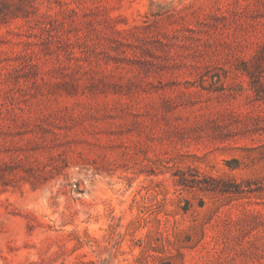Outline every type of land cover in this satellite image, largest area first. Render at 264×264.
<instances>
[{
  "label": "rangeland",
  "instance_id": "374dc122",
  "mask_svg": "<svg viewBox=\"0 0 264 264\" xmlns=\"http://www.w3.org/2000/svg\"><path fill=\"white\" fill-rule=\"evenodd\" d=\"M0 264H264V0H0Z\"/></svg>",
  "mask_w": 264,
  "mask_h": 264
}]
</instances>
